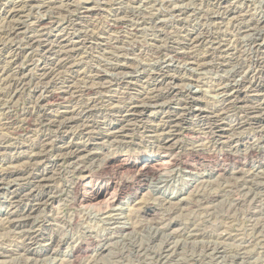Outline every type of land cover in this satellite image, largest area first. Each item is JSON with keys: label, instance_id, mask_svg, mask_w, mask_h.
<instances>
[{"label": "rangeland", "instance_id": "1", "mask_svg": "<svg viewBox=\"0 0 264 264\" xmlns=\"http://www.w3.org/2000/svg\"><path fill=\"white\" fill-rule=\"evenodd\" d=\"M29 1L31 4H35V3H38L40 0H32V1L29 0ZM62 1H64L63 3H70V4L72 3L73 4V5L71 4V7H70L71 9L69 10V13L63 12L62 15H56L52 11H50V12H47L44 14L42 13L40 15L37 12H34L28 17V19H27V17L19 19L22 21L21 30H20L21 32L17 36H14V39L12 37L7 38V37L0 35V76L2 77V78L0 77V80L3 78H4V80L8 79L10 76L15 75L14 73H16V71H18V70H21V72L24 75L29 76V77L27 76V82L29 84L27 85V87L24 88L25 90L24 89L20 90L18 92L17 96L15 97V99L13 98V96H11L12 97L11 98V105L12 106L10 107V109L7 110L6 107L5 108L2 106H1L2 108L0 107V113H1L0 114V132L3 130L0 133V136L4 134L3 135L4 138H5V136H6V138L9 137L10 139H12V142H14V144H15L13 147L9 148L8 150H3V149L0 150L1 151L0 152V169H1L0 172L2 173V171H4L5 168L6 169L9 168L11 170L19 171L20 173H22V171L26 170V169H28L30 171L27 173L29 175V177H27V178H29L28 180H26L27 178L22 180V178L19 176H18L19 179L17 176L16 177L13 176V177L9 178V180H8L11 184L9 186H6V185L3 186V191L1 190V192H0V194H1L0 195V216H1V218L5 217V215L9 212L11 202H12L11 201L12 193H13L12 196H14L13 197L14 200H17L15 202L19 203L18 201H21L20 202L21 207H23V208H26V205H27V207H29V205L30 206L33 205V203H30L29 202L30 200H28L29 199L28 193L29 194L35 193L37 195H40L39 198H41L42 203L46 202L45 204H47V205H41L32 214V216L36 217L38 220L37 221L38 223H36V225H35V229H33V231H32L34 234L33 237L37 238V236H38V238H39V239L37 238L35 241H33L31 243L29 242L30 246H31V250L35 251L34 252L35 254L30 255L28 257H30L31 259L37 260V261H32V262H34L33 264H66L67 262H70L71 260L72 261L76 260L74 264H85V263L89 264L92 259H97V260L100 259L101 260V261L96 260L98 263L96 262L94 264H100V263L101 264H127V263L128 264H131V263H133V264L134 263L135 264H144L145 262H146L145 264H149V263L152 264L153 262H155V264H157L159 259H160V256L163 254V257L165 259V257L167 256L168 253H169V255L170 254L173 255V259H175L173 264L174 263L175 264H179V263L183 264L184 262H185V264H193L194 263L193 261H195V260H202L203 262L210 264L209 260H207V258L210 259L208 257V254H206L205 252L202 253V250L207 246H219L223 242H225L227 244L226 245L224 243L225 247L230 245L229 247L226 248L225 255L223 256L226 259V256L228 255L227 256L228 260L227 259L225 260L222 258L223 264H232L233 262H236L235 264H243L245 262H247L246 264H248L249 262H250L249 264H255V263L256 264H264V261H263L264 260V252H263L264 251V248H263L264 247L263 246L264 245V238L260 239L257 242L256 241L252 242L253 237L256 234V232H254V231H257V229H259V228H261V229L264 228L262 225V224H264V217H263V215H264V202H263L264 201V185H263L264 180L256 179L255 182L257 184L256 183L252 184L250 182L247 183V185H244L245 187L242 188V191H240L241 189L239 191H236L237 194L235 196L233 194H229L230 196L228 195L229 197H226L227 194L226 193L223 194V192H222L223 187L227 186V185H225V183H226L225 179H227V178H223L222 174H225V176L230 177L231 173H233L235 170L241 169V167L245 170L248 169L247 171H251L252 173H255L256 175L259 174L261 177H264V173H262V172H264V115H262V114H264V112H263L264 111V68L260 69V67H258L256 65V60H258V58L255 59L254 55L253 56L250 55L248 47L246 49H244L247 51L245 52V57H244V62H243L244 64H242V66L245 68L247 66V68H246L247 71L249 68H251V69H249L248 72L245 70V68L243 69V71L237 72V69H239L240 66H238L239 64L237 65L236 61L233 60L232 64L228 65V67H227V66H225L226 63H224L225 65L223 64L224 60L222 59L225 56H226V59H232L231 52H229V51L227 52V50L233 48V46L235 45V43H233V42H235L238 38H240L241 40L243 39L244 41L242 40L240 42L241 43L243 42L242 46H244L252 38L253 33L252 34L249 33V36L251 35L250 38L248 36V33L247 34L245 33L246 35L243 34L242 36L237 37V33L235 32V29L233 28L234 26H233L232 20L231 19L225 20L224 21L225 24L223 23L222 25H220L221 27L218 30L219 32L215 29H212V31L214 33L213 36L216 37L217 39H219V41L216 39L217 42H221L222 43L221 45H223L224 48L216 49V47H211L210 45L208 47V45L206 44L205 45L206 47L200 51L199 56L201 58L208 56L209 59H207L205 62V63H207L206 66L203 69L202 68L200 69L197 65H194L193 61H190V60L189 61L188 60L183 61V60L172 59L173 53L169 54L164 49H162L160 52L161 57L159 56V54L152 55L151 51H152L153 47H151L152 43L150 42V39H151L150 37H152V34L156 31H163L164 36L165 35H168V36L172 35V37L175 36L174 39L176 38L175 43H177V45L174 46V48H176V49H174V52L178 53L179 56H182L183 53L189 52L186 49H181V47L185 46L186 43L188 42L187 37H186L187 34L190 35V38H194V36H198L199 34L204 32L206 29V26H204V20L199 18L200 16H197V17L194 16L196 12L199 13L200 10H202V8H203L204 14H206V19L208 20L207 25L212 28V24H210L209 17L212 18V17H214V15L216 13H218L217 12L218 9L212 4L209 6H202V5H200V3L197 0H190V1L189 0H186V1L185 0H58V1L56 0L55 6L56 5L59 6V4L61 6ZM101 1H102V3H103V1H107L110 3V4H108V7L105 8V11L104 12L103 11H100V12L97 11L98 14L97 13H96V15L94 14L93 15L94 17L87 19V20L86 19L82 20V18H85V16L82 14V12H84L83 8L86 6L87 7H93V6L96 7L97 6L96 8H98V6H100L102 4ZM116 1H118V2H116ZM260 1L261 0H227L226 2H228L227 4L229 5V7L232 6L231 8L237 7L235 15L240 14L239 12L242 9L243 10L242 13L246 14L247 17L249 16L248 18H260L262 20L260 26L263 27V29H264V0L261 1L263 4L260 3ZM0 2H1L0 3V8H1L0 9V23H1L0 28H2V22H3V25L6 22L4 20H6L5 17L7 16L8 9H11L12 7H14L15 4H19L21 2V0H0ZM196 4L197 5L199 4V5L197 6ZM188 5H190V6H188ZM228 5L223 4L222 8L223 9L228 8L227 7ZM118 6H119V8H118ZM121 6H124V7H121ZM146 6H148V8ZM176 6H178V9L176 8ZM181 6H183V7H181ZM128 7H129V9H128ZM170 7H171V10H170ZM212 7H213V9H212ZM238 7H239V9H238ZM107 9H108V12H107ZM180 9H186L187 14L189 16H187V14H186L185 15L186 17L183 16V18L182 17L178 18L176 11H178ZM121 10H124V11H121ZM168 10L171 11L170 13L172 14L173 17L171 16V14L169 13ZM74 11H75V13H74ZM141 11H143V12L141 13ZM27 12H25V16L30 14L29 13L30 11H27ZM115 12L121 13V15L124 16V17L123 16L122 17L125 18V20L130 21V24H140L141 23V25H143L142 29L143 28L146 29V30L143 29L141 32V28H140V31H139V34H141V37H140V35H138L139 36L138 43L140 41L141 44L139 43L135 46V49L137 51H140V52L136 53L137 57L132 56V55H128V56L124 55V52L127 48H128V50H130V47H131V50H132V48L134 47L133 44L131 43L132 42V35L130 33V28L128 26H123L121 28H114L113 27V25L115 23L114 22L115 15H116ZM131 12H132V14L135 13L134 15L140 17V19L142 18L143 20L142 19L139 20V19H136L135 17L131 16L130 15ZM138 12L141 13L142 15L141 14L137 15L136 13H138ZM189 12H190V14H189ZM110 13H113V14L111 15ZM144 14H145V16H144ZM38 15L42 18L45 17L44 20L46 22H49V24H48L49 26L53 27V25H50V23H53L55 25L53 27L54 29L52 31L47 30V32H45V34L50 33L49 36L51 37V39H56L55 36L58 34H60L59 38H61V39L65 38L66 39V37L67 38H70V37H77L78 38L80 35H83L86 31H88L91 35L94 33V36L93 35L92 36L98 37V38H96V40H92V41L95 44V46L97 44L96 47L99 49H97L98 51L96 50L93 54L95 57L94 60L92 59V60L85 61V62H89L88 65H91L93 67L98 66V68H100L99 66L104 65L105 60H107V61L109 60V59L105 58V56H104V55H106V53H108V58H110V59L117 56L115 59L120 58V60H122L121 58L123 56L125 59L126 58L131 59L133 61V63H135L134 65L141 67V72L145 71V73L148 75H153L151 73H154V71L157 73V71H156L157 69L161 70L163 68V71H165L166 74L170 75V76L167 75L168 77H166L167 78L166 83H168V81H169L170 82L169 84L172 87H175L177 85H181L182 86V94L177 95L175 93H169V91H167V90H162L161 92L164 95V98L159 101L160 102L159 105L149 106V107H142L141 106V108H139V110H143V108H145L143 118H144V122L147 126H149L150 128H154V127L160 125L161 126L160 133H162V132L166 133L167 132L166 136L170 137V141L168 144L172 145V147H171L172 149L170 147L167 148V146H169L168 144L166 146H164L165 149H161L163 146H161V144L158 143L156 141V139H153L151 137L152 136L151 133H149L148 136H146V134H144L143 130H141V133H138L139 131H135L134 126L130 125V124H132V122L134 120H131L128 122L126 121L130 118V117L125 118V116L130 113V108H131L130 106L132 105V102L134 103L137 101V100L132 101V98L138 97V95H139L138 92H141V105L144 103L143 98H145V96H143V92H144L143 88H144V86H146L144 83L145 82L144 78L147 77L146 74L141 75L142 77L136 73L134 75L128 76L127 78L132 79L131 80L132 81L131 86L129 85L127 87V86H125V84L120 85L119 87H118V85L116 86V84H114L113 86L109 85L110 90L107 89L105 92L104 91L99 92L100 95H98V93L96 95L95 94L92 95L93 96L92 97V99H93L92 110H93L94 114H93V118H91V121L93 120L92 122H94V123H92V124L95 125V127L94 128L92 127L91 130H92L93 134H90L89 136L86 135L87 133H85L83 136L80 135L79 131L77 129L69 130L70 132L68 131L67 133H62L60 128H56V127L52 126L50 123H47L48 121L46 122V120H50L51 118H57V116L61 115L58 113L59 111L62 112V114L70 115V113L72 112V110L74 108L73 106L75 105L76 101H66L65 100L66 101L65 102L62 99L53 100L52 104H48L44 108H42L43 111H41V113H40V111H36V108H34L35 102H36L35 95L37 93L35 91V89H36V87H35V75H37V70L35 69V66L33 68V63L31 61L33 50L26 52L25 49L27 46L26 42L28 41V38L31 36H34L35 35L34 33H36L37 27H35L36 26L35 25L36 24L35 17H37ZM50 15H52V17ZM65 15L67 17H65ZM126 15H128V18L126 17ZM150 17L152 19H150ZM68 18L70 21H68ZM184 18L186 20L185 24L178 25L177 24L178 19H184ZM157 19L158 20L160 19V20L158 21ZM89 20H91L92 23L90 24V27H89L90 29L88 30V29H86L87 25L85 23H83V21H89ZM132 21H135V23L134 22L132 23ZM136 21H137V23H136ZM194 21H196V22H194ZM75 22H76V24L78 23L80 26L76 25L77 28L75 30H72L71 24H74ZM111 22H112V24H111ZM216 23H218V22L216 21ZM164 24H165V26H164ZM160 25L163 28H161V29L157 28V26H160ZM202 26H204V27H202ZM56 27H57V30H56ZM171 28H173V29H171ZM62 30H63V32H61ZM105 30H106V32H105ZM90 31H92V32H90ZM125 34H126V36H125ZM176 34H177V36H176ZM225 34H226V36H225ZM28 35H30V36H28ZM116 35H117V37H116ZM146 36H147V38H146ZM168 36H167V39H168ZM247 37H248V39H247ZM142 38H143V40H141ZM167 39L163 38L160 41L161 43L159 42L158 45L159 46L166 45V42H170V41H167ZM223 39H224V41H223ZM10 40L11 41L13 40V42H11ZM107 40H109V41H107ZM127 40L130 44L127 42ZM3 41H5V42H3ZM110 41L116 42V44H115L116 46L114 45L115 46L114 48H113V46L109 47V49H110V51H109L108 47H106L105 45H106V43H108ZM178 42H180L181 44ZM259 43L264 44V37H261L259 39ZM4 44H5V46H4ZM18 45H20L19 47L22 49V51H24L27 54V57L25 56L26 54L21 56V57L19 56L15 60V63L10 64V62L12 60L11 57L14 53V49H16L18 47ZM117 45L121 46V48ZM171 45L172 44H168V46H171ZM140 46H141V48H140ZM22 47H24V48H22ZM101 47H103V48H101ZM116 48H118V49H116ZM183 50H185V51H183ZM163 52H166L167 54H164ZM101 53H102V55H101ZM119 55L121 57H118ZM218 56L220 59L217 58ZM152 57H153V60H151ZM166 57H169V58L171 57V58L169 59ZM263 57H264V51L262 53H260V58H262L261 59L262 62H264ZM139 58H141V59H139ZM210 60H213V61H210ZM136 61H138V62H136ZM155 62H156V64L153 65ZM190 62H192L193 64ZM122 63H123V61H122ZM150 63H152V64H150ZM169 63H171V64H169ZM184 63H186V65ZM233 63H234V65H233ZM235 64H236V66H235ZM36 65H37V63H36ZM254 65H255V68H254ZM142 66H144V67H142ZM18 67H20V68H18ZM4 68H6V70ZM84 68H87V65L84 64ZM82 69H83V65H82ZM2 71H3V74H2ZM28 72H29V74H28ZM199 72L201 74H199ZM156 73H154V74H156ZM179 73L180 74L185 73L184 75L182 74L183 77H182L181 81L179 79H177V77L180 75ZM109 74H110V77L112 79L116 78L115 76L112 75V73H108V75ZM108 75H107V77H108ZM162 75H163V72H159L158 77H160ZM187 75H188V77H187ZM7 76H8V78H7ZM175 76H176V78H175ZM184 76L186 79L184 78ZM32 77H33V79H32ZM139 77L141 79H138ZM172 78H175L174 82L171 81V80H173ZM198 78H199V80H198ZM230 78L232 80H230ZM254 78H255V80H254ZM192 79H194V80H192ZM175 80H176V82H175ZM201 80H203V81H201ZM0 83H2V82L0 81ZM175 83H177V85ZM169 84L167 86H169ZM217 85L220 88H218ZM221 85L222 86L225 85V86L222 87ZM2 86L5 87V85H2ZM2 86L0 85L1 88H3ZM181 86H179V87L177 86L176 90L177 91L181 90ZM183 87H184V89H183ZM221 87H222V89H221ZM4 89H8L7 86ZM184 90H185V92H184ZM215 90H216V92H215ZM225 90H228V91L225 93ZM3 91H5V90H3ZM232 91H234V92H232ZM58 92H60V91H58ZM229 92H231V93L229 94ZM102 93H104V94H102ZM199 95L202 98L199 97ZM220 95H222V96H220ZM225 95H228L227 96L228 101H230V102L233 100L235 101V103H234L235 106L234 105H233L234 107L232 106L233 108L230 109L229 113L223 114V117H222L223 120L217 119L218 122L216 123V127L217 126L218 127H225V129H224V131H222V133L225 135V137H227V136L229 138L231 137V139H232L231 142L233 143V146L239 145L237 143H234L236 141L235 140L236 138H243L246 141V142L243 141L241 143L242 145L240 144L238 147L241 150V158H240V161L237 162L238 164L237 163L234 164L232 161L224 160L223 156H221L220 153L214 154V155H206V154H203L201 152L198 153L196 151H193V149H192V147L194 145L199 146L203 143L206 144L207 141L213 142V141L217 140L216 136H218L219 133H221V131H219L220 129H215V131L217 133L215 132L214 135L208 130H206L205 133L196 134L194 132V129H196L195 126L198 124L199 119L200 120L206 119L203 116L204 115L207 116L208 115L207 112H210L211 108L218 110V108L222 107V101L225 100V97L223 98V96H225ZM196 96L198 99L196 98ZM234 96H236V97H234ZM89 97L90 96H87V98L85 97L84 101L89 99ZM192 97H193L194 101H192V99H190ZM242 98H243V100H242ZM203 99H204V101H203ZM77 100H80V99H77ZM255 101H257V102H255ZM162 102H163V104L161 105ZM58 103H61V104H58ZM242 105H244V106H242ZM250 105H251V107L257 108V109H255L256 115H253L254 110L250 109L252 112L250 110H248L249 115H251V119L247 120L245 118V115L243 112ZM199 108L201 110H202V108H204L203 109L204 110L203 115H199V113H197ZM205 108H206V110H205ZM8 111H9V113H8ZM38 112H39L40 116L47 114L45 116L46 118L44 119L43 124L39 123L40 122V116H39V114H37ZM30 114H32L34 117V118L32 117L33 121H31V122L28 121V115H30ZM179 114H182V115H179ZM197 115H199V116L197 117ZM176 116H178V117H176ZM35 118H37L38 120ZM178 118H181V119H178ZM35 120H37V121H35ZM181 120H183V121H181ZM213 120H216V119H213ZM6 121L10 125L8 127H3L2 125L7 123ZM36 122H38V123L36 124ZM45 122H46V124H45ZM166 122H168L167 123L168 125L164 127ZM218 123H220V124H218ZM240 123H241V125H238ZM174 124L176 125V127L174 126ZM122 128H124V130H122L120 133H118L119 141L122 140L121 143H119L115 146H109V144H107V142H106L107 139L109 140V137L107 136V134L109 135L110 131H112V132H114L116 130L119 131ZM7 130H10V131H7ZM56 130H57V132H56ZM13 131H14V134H13ZM169 131H170V133H169ZM236 134H238V135H236ZM11 136H13V137H11ZM204 136H206V137H204ZM235 136H237V137H235ZM41 138L47 140V142L50 143V144L48 143L49 145L53 144L54 149H53V152L50 153V155H47V157H46V155H44L45 158L41 157L39 159V161L35 162V163H38L39 165L37 164L34 167H32L31 164H33V163H30L29 160H31V156H33V155H31L30 151L25 152V153H23V152L25 149H27L31 146H38ZM253 143H254V145H253ZM157 144H159V145H157ZM174 144L176 145V147H174L175 146ZM85 146L87 148H89L90 151L95 152L94 155H92L93 156L92 160H89V162L87 164L89 169H87L85 171V175L92 176V184H93L94 188H93V190H91L90 193H92L93 191L96 192L100 188L105 189V187H107V186L111 187L112 192L116 191V192H114L115 196L113 198V202H115V207H114V209H115L114 213L115 214H113V215H116L114 220L110 221V219H107L108 216L104 215L105 214L104 212H106L108 210V207L106 204H103V205L101 204V205H98L96 207H93L91 212H90V210H91V208H90L91 206H90V207H88L89 208V210H88L89 212H88V211H86L88 209L87 207H86L87 209H85L84 207H83L84 208L83 209L82 206L78 202H76V195H75V192H73V190H72L71 184H72V181H74L75 179L78 178V175L76 176L75 173L72 172L73 171V169L71 167L72 165L69 163L71 161L62 160L61 158H59L60 157L59 154H61V151H66L69 148L75 149V148H82ZM251 146L255 149V151L251 154L247 153V155L243 157V155L246 153V151H248V150H250V148H252ZM61 148H63V149H61ZM3 151H5V152H3ZM35 151L36 152L39 151V148H35ZM19 153L21 154V156ZM57 153H59V154H57ZM29 156H30V159H28ZM107 157L108 158L112 157V158H114V160L116 159L115 160L116 163L111 164L102 175H97L96 173H92V169H94V166L102 163L103 160L105 161L106 159H108ZM174 159L178 160L179 164L191 165V167L193 168L192 172L187 171L185 169H182L180 167L175 168L174 166L171 165L173 167L172 168L170 165H168L167 167H162V168L158 167L156 170L155 176L159 177V175L161 176L162 173L166 172V174L170 178L169 177L165 178V176H166L165 173H164L165 176L163 175L161 178L160 177L159 178L156 177L155 179L153 178L154 180L152 179V176L143 175V177L141 178V181L137 182V181H135V175H136L135 170L123 169V168L118 166L119 163H121V162L126 163L127 165H130V166H136L140 163H145V162H150V161L161 160L163 163L166 160H167L166 162H168V161H170V160L172 161ZM27 161H28V164H24V163H27ZM40 162H41V164H40ZM22 164H23V166H22ZM8 165H9V167H8ZM10 165L11 166L16 165V166L11 167ZM24 165H25V167L26 166H28V167L25 168ZM20 167H21V169H20ZM22 167L25 169H23ZM174 168H175V170H174ZM225 171H227V173H223ZM60 173H61V175H60ZM69 174H71V175L69 176ZM73 174H74V176H73ZM219 175H221V176H219ZM43 177H48V178L51 177L50 179L52 181H50V184H53V186L50 184L49 185L54 188L53 189L54 192L52 191L53 194L49 190H48L49 193L45 194V192L43 190L38 189L37 186H35V183L37 182V180H39V178H43ZM15 178H17V179H15ZM10 179H12V181ZM54 179H55V181H54ZM240 180L241 179L238 178L239 183H241ZM203 181H205V182H203ZM221 181H222V183H221ZM260 181H262L263 183ZM207 182H208V184H207ZM217 183H219V185ZM205 184H207V185H205ZM124 185H127L128 188L125 189ZM254 186H256V187H254ZM14 187H15V189H14ZM6 188H8V189H6ZM34 189H35V191H33ZM208 190H212V191L209 192ZM215 191H217V192L215 193ZM246 191L248 193H246ZM80 192L82 193L83 190H81ZM198 192L201 193V195L204 194L206 196H208L210 194H220L221 192L222 193H221V195H219V197H217V199L215 201L213 200L211 202H206L207 200H205V203H203L204 206L203 205L193 206L195 201L198 200V195H197V194H199ZM205 192H209L210 194L205 193ZM256 192H257V194L255 195ZM261 193H263V194H261ZM5 194H7V195H5ZM246 194H247V196H246ZM259 194H260V196H259ZM254 195L258 196V197L254 198ZM51 196L54 197L53 201L49 200V199L47 201V198H49ZM237 199L238 200L239 199H246V202L244 204H242V206H240L238 208L236 207V209H235L233 203ZM250 199L252 202L250 201ZM259 199L260 200L262 199V200L260 201ZM200 200H201V198H200ZM255 200H256V202H255ZM167 201L168 202L172 201V203L174 202L173 204H174L175 209L171 208L174 212L172 215H170V217L168 216L169 213H167L168 210L167 211L165 210L168 207ZM189 201H190V203L191 202H194V203L188 204ZM249 201H250V203H249ZM144 202H146V203H144ZM155 202H157L158 204H156ZM262 202H263V205H262ZM160 203L162 205H164L165 208H164V206H162L163 207L162 208ZM176 203L179 206L176 205ZM231 203L233 204V207H232ZM260 203L262 206L260 205ZM185 205L189 209H187L185 207ZM156 206H158L159 208L158 207L156 208ZM175 206H177V207H175ZM183 206H184V208H183ZM205 206H207L208 208L207 207L205 208ZM229 206H231V209ZM199 207H202V208H199ZM261 207H263V208H261ZM139 208L141 209V211ZM176 208H177V210H176ZM191 208H192V210H191ZM240 208H242V209H240ZM105 209H106V211H104ZM228 209L231 212H229ZM161 210H164V211H161ZM180 210H182L183 212ZM215 210H216V212H215ZM233 210L235 213L233 212ZM96 211L98 212V215L96 214L97 213ZM208 211L210 212L211 215L209 214ZM238 211H239V213H238ZM134 212H137V213H134ZM159 212L161 213L162 216L160 215ZM213 212H215V213H213ZM206 213L209 214V216ZM100 214H102V215H100ZM165 214H167V215H165ZM214 214H215V216L217 214L216 218L214 217ZM163 215H165V216H163ZM45 217L47 220L43 223V219H45ZM210 217H212L210 219L211 221L209 220ZM251 217H252V220H251ZM128 218H130V219H128ZM162 218L165 219V220H163V222L161 220ZM170 218L174 219V220H171ZM103 219H104V221H103ZM155 219H156V221H155ZM231 219H232V221H231ZM255 222L257 225L255 224ZM165 223H167V224H165ZM260 223H262L261 224L262 226L260 225ZM161 225H164V226H161ZM229 225H231V226H229ZM254 226H255V229L253 228ZM184 227H185V229H184ZM175 228L177 230L178 229L184 230V232L182 231L184 234L182 237H178L176 239H171V236H170L171 232L176 230ZM132 230H133V232L138 231L137 233L135 232L137 235L136 234L134 235ZM156 230H158L157 233L155 232ZM159 230L161 232L163 230H168V231L166 232L167 234H165V236H164V234H161V232L159 234ZM217 230H218V233L221 231L220 232L221 234L220 233L218 234ZM224 230H225V232H224ZM194 231L203 232L202 233L203 234L202 242H201V238H198L197 240L195 238L188 239L190 237L189 236L190 233L192 234V233H194ZM226 231H228V232H226ZM125 232H127V234ZM229 232H231L233 235ZM252 232L254 235L252 234ZM124 233L127 236L129 235V237H131L132 239L131 238L128 239V237ZM129 233L131 235L132 234L133 235L131 236ZM154 233H156V234H154ZM187 233L189 235H187ZM237 233H238V235H235ZM249 234L251 237L249 236ZM113 235H115V236H113ZM160 235L164 236V238L161 237ZM166 235H168V236H166ZM218 235H219V237H217ZM223 235H228V238L222 239L221 236H223ZM240 235H242V236H240ZM106 236H108V237H106ZM247 236H248V238H247ZM159 237L162 240H158ZM216 237L217 238L221 237V238L217 239ZM184 238H185V240H184ZM133 240H136V241H133ZM195 240L197 243H194V245H192L193 242H195ZM203 240H205L206 242L208 241L207 243L205 242L206 245H203V242H204ZM209 240H211V241L209 242ZM214 240H215L216 244H214ZM261 240H263V241H261ZM22 241H24V238H20L19 236H17L13 230H10V232H9L8 229H3V228L0 229V249L1 250L10 251V250H14V248L16 250H21L20 243L22 244ZM150 241H152V242H150ZM15 242H16V244H15ZM123 242H125V243H123ZM182 242H183V245H185L184 247H181V246H183ZM186 242H187V245H186ZM219 242H221V243H219ZM232 242H234V243H232ZM229 243H231V244H229ZM252 243H253V246H252ZM163 244H165V245H163ZM175 244H179V245L176 246ZM232 244H234V245H232ZM141 245H143V246H141ZM146 246L149 249L146 250ZM233 246H235V247H233ZM174 247H176V248H174ZM110 248H111V250H110ZM132 248H134V249H132ZM166 248H168V249H166ZM174 249H177V250H174ZM138 250L142 251V253H144V254L146 253V254L145 255L143 254L142 255L143 257H141V254L138 253L139 252ZM195 250L198 252H196ZM245 250H246V252H245ZM241 251H243V252H241ZM75 252H76V254H75ZM188 252H191V253H188ZM194 252H195V254H194ZM165 253H166V256H165ZM187 253L190 255L188 256ZM230 253L232 255H230ZM112 254L113 255L115 254V255L112 256ZM200 254H202V255H200ZM73 255H74V257H73ZM128 255H129V257H128ZM205 255H207V256H205ZM234 255H236L240 258L238 259V257H236ZM15 256H16V259H15ZM15 256H13L15 263L13 262L14 260L12 262L10 261L11 259H13V257H11V258H0V261L1 262H9L10 261L12 264H21L22 259H20V255H15ZM135 256L137 257V259H140V260L136 259L137 260L136 261ZM179 256L180 257L182 256L183 259H182V257L180 259ZM185 256H186V261L188 259L189 262L185 261ZM191 256L193 257V259ZM112 257H114V259H112ZM123 257H124V259H123ZM126 257H127V259H126ZM146 257H148V259H146ZM149 257H150V259H149ZM152 257H154V259H152ZM158 257H159V259H158ZM163 257L161 258V260L159 261L158 264H167V259L164 260ZM176 257H177V259H176ZM178 257H179V259H178ZM202 257H203V259H202ZM243 257H244V259H243ZM177 260H178V262H176ZM182 260H184V261H182ZM222 260H221V262H222ZM230 260H233V261H230ZM119 261H120V263H119ZM224 261H226V262L224 263ZM87 262H89V263H87ZM163 262H165V263H163ZM258 262H260V263H258ZM90 264H92V263H90Z\"/></svg>", "mask_w": 264, "mask_h": 264}, {"label": "bare ground", "instance_id": "2", "mask_svg": "<svg viewBox=\"0 0 264 264\" xmlns=\"http://www.w3.org/2000/svg\"><path fill=\"white\" fill-rule=\"evenodd\" d=\"M32 1V0H31ZM58 1V0H57ZM186 1V0H185ZM190 1V0H189ZM199 3H200V5H202V6H209V5H214L217 9H218V13H216L215 15H214V17H209V21H210V24H212V28L211 27H209L208 25H207V19H206V14H204V10H203V8H202V10H200V12L199 13H195V17H197V16H200L199 18H201L202 20H204V26H206V29H205V31L204 32H202L201 34H199L198 36H194V38H190V35H188L187 34V43H186V45L185 46H183V47H181V49H186V50H188L189 52H185V53H183L182 54V56H179V54L178 53H176V52H174V49H176V48H174V46L175 45H177V43H175L176 41H175V39H174V37H172V35H170V36H168V35H165L164 36V34H163V31H156V32H152L153 34H152V37H150L151 39H150V42L152 43L150 46L151 47H153L152 48V55H157V54H159V56L161 55L160 54V52H161V50L162 49H164L166 52H168L169 54L170 53H173V58L172 59H176V60H190V61H193L194 62V65H197L200 69L202 68H204L205 66H206V64L207 63H205L206 62V60L207 59H209V57L207 56V57H203V58H201L200 56H199V53H200V51L203 49V48H205L206 46V44L208 45V47H209V45L211 46V47H216V49H221V48H224L223 47V45H221L222 43L221 42H217V40L219 41V39H217L216 37H214L213 35H214V33H213V31H212V29H215V30H219L220 29V25H222L223 23H224V21L225 20H227V19H231L232 20V23H233V28L235 29V32L237 33V37H239V36H242L243 34L244 35H246L247 33H248V36H249V33H253V35H252V38L248 41V43L247 44H245L244 46H242V43L240 42V41H242L240 38H236L237 40L235 41V42H233V43H235V45L233 46V48H231V49H228L227 50V52L229 51V52H231V55H232V59H226V56L225 57H223L222 59L224 60V62H223V64L224 63H226V65L225 66H227L228 67V65H231L232 64V61L234 60V61H236V63H237V65L238 66H240V68L239 69H237V72H241V71H243V69L245 68V67H243L242 66V64H244L243 62H244V57H245V52L247 51V50H244V49H246L247 47H248V50H249V52H250V55L251 56H253L254 55V58L255 59H257L258 58V60H256V65L258 66V67H260V69H262V68H264V62H262V58H260V53H262L263 51H264V44H260L259 43V39L261 38V37H264V29H263V27H261L260 26V24H261V19L260 18H248L247 17V15L246 14H243L242 12H243V10L241 9V11L239 12L240 14H238V15H235V13H236V8L237 7H235V8H231V7H229V5L227 4L228 2H226L227 0H197ZM261 1H263V0H261ZM260 1V3H262ZM61 2V1H60ZM64 1H62V4H61V6H60V4H59V6H55V3H56V0H40L38 3H35V4H31L30 3V1L29 0H21V2L19 3V4H15L14 5V7H12L11 9H8V11H7V16L5 17V19L6 20H4V21H6L5 23H4V25H3V22H2V28H0V35L1 36H4V37H7V38H13L14 39V36H17L21 31V25H22V21L21 20H19V19H21V18H24V17H27V19H28V17L32 14V13H34V12H37L38 14H44V13H47V12H50V11H52L54 14H56V15H62V13L63 12H67V13H69V10L71 9L70 7H71V4L70 3H63ZM68 2V1H67ZM84 2V1H83ZM87 2V1H86ZM90 2V1H89ZM116 2H118V1H116ZM164 2V1H163ZM162 2V3H163ZM170 2V1H169ZM196 2V1H195ZM1 3V2H0ZM101 3H102V1H101ZM161 3V2H160ZM238 3V2H237ZM240 3V2H239ZM253 3V2H252ZM14 4V3H13ZM64 4V5H63ZM108 4H110L109 2H107V1H103V3L100 5V6H98V8H96L95 6H93V7H84L83 9V11L84 12H82V14L85 16V18H82V20H87V19H90V18H92V17H94L93 15L95 14L96 15V13L98 14V12L97 11H105V8L106 7H108ZM124 4V3H123ZM223 4H226V5H228L227 7L228 8H222L223 7ZM249 4V3H248ZM263 4V3H262ZM73 5V4H72ZM125 5V4H124ZM170 5V4H169ZM181 5V4H180ZM197 5V4H196ZM199 5V4H198ZM197 5V6H198ZM5 6V5H4ZM3 6V7H4ZM11 6V5H10ZM78 6V5H77ZM80 6V5H79ZM171 6V5H170ZM185 6V5H184ZM188 6H190V5H188ZM249 6V5H248ZM2 7V8H3ZM110 7V6H109ZM121 7H124V6H121ZM147 8H148V6H146ZM181 7H183V6H181ZM201 7V6H200ZM242 7V6H241ZM118 8H119V6H118ZM127 8V7H126ZM133 8V7H132ZM174 8V7H173ZM176 8L178 9V6H176ZM193 8V7H192ZM261 8V7H260ZM1 9V8H0ZM4 9V8H3ZM79 9V8H78ZM128 9H129V7H128ZM135 9V8H134ZM133 9V10H134ZM143 9V8H142ZM145 9V8H144ZM167 9V8H166ZM199 9V8H198ZM207 9V8H206ZM212 9H213V7H212ZM211 9V10H212ZM238 9H239V7H238ZM244 9V8H243ZM120 10V9H119ZM131 10V9H130ZM146 10V9H145ZM165 10V9H164ZM170 10H171V7H170ZM175 10V9H174ZM193 10V9H192ZM27 11H30L29 13V15H27V16H25V12H27ZM82 11V10H81ZM112 11V10H111ZM121 11H124V10H121ZM137 11V10H136ZM167 11V10H166ZM169 11V10H168ZM206 11V10H205ZM248 11V10H247ZM246 11V12H247ZM71 12V11H70ZM107 12H108V9H107ZM130 12V11H129ZM134 12V11H133ZM140 12V11H139ZM136 13L137 15L138 14H141L143 11H141V13ZM153 12V11H152ZM171 11H169V13H170ZM173 12V11H172ZM255 12V11H254ZM28 13V12H27ZM73 13V12H72ZM71 13V14H72ZM74 13H75V11H74ZM73 13V14H74ZM116 13V12H115ZM150 13V12H149ZM111 15L113 14V13H110ZM129 14V13H128ZM135 14V13H134ZM134 14H132V12H131V16H133V17H135L136 19H139V20H141L140 19V17H138V16H136V15H134ZM146 14V13H145ZM145 14H144V16H145ZM171 14V13H170ZM176 14H177V17L178 18H180V17H182L183 18V16H185L186 14H187V10L186 9H180V10H178V11H176ZM189 14H190V12H189ZM192 14V13H191ZM37 15V14H36ZM46 15V14H45ZM64 15V14H63ZM142 15V14H141ZM174 15V14H173ZM211 15V14H210ZM2 16V15H1ZM39 16V15H38ZM35 17V19H36V26L35 27H37V30H36V33H34L35 35L34 36H31V37H29L28 38V41L26 42V52H29V51H31V50H33V53H32V63H33V68H34V66H35V69L37 70V75H35V87H36V89H35V91L37 92L36 93V95H35V97H36V102H35V107L34 108H36V111H40V113H41V111H43L42 110V108H44L46 105H48V104H52V101L53 100H58V99H62V100H66V101H76L75 102V105L73 106L74 108H73V110H72V112L70 113V115H66V114H62V112H58L59 114H61V115H59V116H57V118H51L50 120H46V122L47 123H50L52 126H54V127H56V128H60L61 129V131H62V133H67L69 130H75V129H77L78 131H79V134L80 135H84L85 133H87L86 135H90V134H93V132H92V127L94 128L95 127V125H93L92 123H94V122H92L91 121V118H93V114H94V112H93V110H92V107H93V99H92V95H96L97 93H98V95H100L99 94V92H105L107 89H109L110 87H109V85L110 86H113L114 84H116V86L118 85V87L120 86V85H123V84H125V86H131L132 85V79L130 78H127L128 76H130V75H134L135 73L136 74H139L140 76L141 75H144V74H146L145 73V71L144 72H141V67H139V66H136V65H134L135 63H133V61L131 60V59H129V58H124L123 56H122V60H120V58H117V59H115L116 57H114V58H108V53H106V55H104L105 56V58H107V59H109L108 61L107 60H105L104 61V65H100L99 67L100 68H98V66L97 67H93V66H91V65H88L89 64V62H85V61H87V60H94L95 59V57H94V52L97 50V49H99V48H97L96 46H97V44H96V46H95V44L93 43V41L92 40H96V38H98V37H93L94 36V33L91 35L88 31H86L83 35H80L78 38L77 37H70V38H67L66 37V39L64 38V39H61V38H59V36H60V34H58V35H56L55 37H56V39H51V37L49 36L50 35V33H46L45 34V32H47V30H53L54 28V24L53 23H50V25H53V27H51V26H49L48 24H49V22H46L45 20H44V18H42V17ZM51 17H52V15H50ZM81 16V15H80ZM123 15H121V13H116V15H115V20H114V25H113V27L114 28H121V27H123V26H128L129 28H130V33H131V35H132V44H133V48H132V50H131V47H130V50H128V48L125 50V52H124V55L125 56H128V55H132V56H136L137 57V52H140V51H137L136 49H135V46L137 45V44H139L140 43V41H139V43H138V38H139V36L138 35H140V37H141V34H139V31H140V28H141V32H142V30L144 29H142V27H143V25H141V23L140 24H130V21L129 20H125V18H123L122 17ZM143 16V17H144ZM147 16V15H146ZM150 16V15H149ZM152 16V15H151ZM155 16V15H154ZM171 16H172V14H171ZM187 16H189L188 14H187ZM191 16V15H190ZM4 17V16H3ZM65 17H67L66 15H65ZM110 17V16H109ZM126 17L128 18V15H126ZM173 17V16H172ZM176 17V16H175ZM186 17V16H185ZM260 17V16H259ZM16 18V19H15ZM61 18V17H60ZM70 18V17H69ZM69 18H68V21H70L69 20ZM132 18V17H131ZM130 18V19H131ZM147 18V17H146ZM149 18V17H148ZM8 19V20H7ZM66 19V18H65ZM80 19V18H79ZM150 19H152L151 17H150ZM190 19V18H189ZM194 19V18H193ZM67 20V19H66ZM133 20V19H132ZM143 20V19H142ZM154 20V19H153ZM158 20V19H157ZM160 20V19H159ZM158 20V21H159ZM165 20V19H164ZM195 20V19H194ZM146 21V20H145ZM144 21V22H145ZM152 21V20H151ZM157 21V22H158ZM185 18L184 19H178V21H177V24L178 25H183V24H185ZM198 21V20H197ZM201 21V20H200ZM216 21L218 22V23H216ZM56 22V21H55ZM60 22V21H59ZM78 22V21H77ZM82 22V21H81ZM135 23V21H132V23ZM140 22V21H139ZM142 22V21H141ZM148 22V21H147ZM165 22V21H164ZM173 22V21H172ZM194 22H196V21H194ZM83 23H85L86 25H87V27H86V29H90L89 27H90V24L92 23V21L91 20H89V21H83ZM110 23V22H109ZM136 23H137V21H136ZM151 23V22H150ZM155 23V22H154ZM159 23V22H158ZM162 23V22H161ZM199 23V22H198ZM202 23V22H201ZM230 23V22H229ZM231 23V24H232ZM68 24V23H67ZM111 24H112V22H111ZM200 24V23H199ZM225 24V23H224ZM230 24V25H231ZM0 25H1V23H0ZM76 25H78V26H80L78 23L76 24V22L74 23V24H71V28H72V30H75L76 28H77V26ZM96 25V24H95ZM145 25V24H144ZM150 25V24H149ZM168 25V24H167ZM229 25V24H228ZM263 25V24H262ZM83 26V25H82ZM164 26H165V24H164ZM204 26H202V27H204ZM232 26V25H231ZM70 27V26H69ZM182 27V26H181ZM85 28V27H84ZM127 28V27H126ZM128 28V29H129ZM154 28V27H153ZM157 28H163V27H161V25L160 26H157ZM5 29V30H4ZM93 29V28H92ZM91 29V30H92ZM123 29V28H122ZM127 29V30H128ZM149 29V28H148ZM171 29H173V28H171ZM170 29V30H171ZM189 29V28H188ZM35 30V29H34ZM56 30H57V27H56ZM85 30V29H84ZM99 30V29H98ZM117 30V29H116ZM144 30H146V29H144ZM150 30V29H149ZM222 30V29H221ZM67 31V30H66ZM71 31V30H70ZM195 31V30H194ZM229 31V30H228ZM231 31V30H230ZM61 32H63V30L61 31ZM72 32V31H71ZM70 32V33H71ZM90 32H92V31H90ZM105 32H106V30H105ZM115 32V31H114ZM126 32V31H125ZM129 32V31H128ZM174 32V31H173ZM219 32V31H218ZM109 33V32H108ZM111 33V32H110ZM120 33V32H119ZM123 33V32H122ZM231 33V32H230ZM246 33V34H245ZM100 34V33H99ZM218 34V33H217ZM235 34V33H234ZM233 34V35H234ZM33 35V34H32ZM71 35V34H70ZM74 35V34H73ZM78 35V34H77ZM118 35V34H117ZM117 35H116V37H117ZM122 35V34H121ZM216 35V34H215ZM28 36H30V35H28ZM97 36V35H96ZM99 36V35H98ZM105 36V35H104ZM125 36H126V34H125ZM124 36V37H125ZM145 36V35H144ZM167 36H168V39H167ZM176 36H177V34H176ZM225 36H226V34H225ZM251 36V35H250ZM250 36H249V38H250ZM16 38V37H15ZM27 38V37H26ZM101 38V37H100ZM105 38V37H104ZM122 38V37H121ZM146 38H147V36H146ZM163 38H165V39H167V41H170V42H166V45H163V46H159L158 45V43L163 39ZM243 38V37H242ZM6 39V38H5ZM113 39V38H112ZM116 39V38H115ZM217 39V40H216ZM246 39V38H245ZM247 39H248V37H247ZM8 40V39H7ZM117 40V39H116ZM141 40H143V38L141 39ZM185 40V39H184ZM6 41V40H5ZM5 41H3V42H5ZM11 41V40H10ZM107 41H109V40H107ZM223 41H224V39H223ZM244 41V40H243ZM7 42V41H6ZM11 42H13V40L11 41ZM96 42V41H95ZM119 42V41H118ZM127 42H128V40H127ZM147 42V41H146ZM181 42V41H180ZM180 42H178V43H180ZM183 42V41H182ZM227 42V41H226ZM261 42V41H260ZM8 43V42H7ZM15 43V42H14ZM123 43V42H122ZM129 43V42H128ZM144 43V42H143ZM142 43V44H143ZM161 43V42H160ZM245 43V42H244ZM6 44V43H5ZM5 44H4V46H5ZM22 44V43H21ZM104 44V43H103ZM116 44V42H114V41H110V42H108V43H106V47H108V49H109V47H112L113 46V48L116 46L115 45ZM127 44V43H126ZM130 44V43H129ZM141 44V43H140ZM146 44V43H145ZM150 44V43H149ZM163 44V43H162ZM161 44V45H162ZM168 44H172L171 46H168ZM181 44V43H180ZM231 44V43H230ZM102 45V44H101ZM115 45V46H114ZM144 45V44H143ZM9 46V45H8ZM20 45H18V47L16 48V49H14V53H13V55H12V57H11V62H10V64H13V63H15V60L20 56H23V55H25L26 53L24 52V51H22V49L19 47ZM117 46H119V45H117ZM25 47V46H24ZM24 47H22V48H24ZM120 48H121V46H119ZM124 47V46H123ZM147 47V46H146ZM101 48H103V47H101ZM140 48H141V46H140ZM143 48V47H142ZM116 49H118V48H116ZM123 49V48H122ZM215 49V50H216ZM121 50V49H120ZM119 50V51H120ZM141 50V49H140ZM6 51V50H5ZM98 51V50H97ZM106 51V50H105ZM109 51H110V49H109ZM112 51V50H111ZM115 51V50H114ZM123 51V50H122ZM178 51V50H177ZM183 51H185V50H183ZM222 51V50H221ZM11 52V51H10ZM166 52H163L164 54H167ZM205 52V51H204ZM211 52V51H210ZM215 52V51H214ZM213 52V53H214ZM217 52V51H216ZM248 52V53H249ZM100 53V52H99ZM104 53V52H103ZM110 53V52H109ZM112 53V52H111ZM115 53V52H114ZM181 53V52H180ZM206 53V52H205ZM212 53V54H213ZM3 54V53H2ZM30 54V53H29ZM122 54V53H121ZM141 54V53H140ZM147 54V53H146ZM99 55V54H98ZM101 55H102V53H101ZM115 55V54H114ZM118 55V54H117ZM139 55V54H138ZM150 55V54H149ZM151 55V56H152ZM207 55V54H206ZM215 55V54H214ZM213 55V56H214ZM249 55V56H250ZM258 55V56H257ZM2 56V55H1ZM26 57H27V54L25 55ZM30 56V55H29ZM141 56V55H140ZM144 56V55H143ZM212 56V57H213ZM250 56V57H251ZM102 57V56H101ZM118 57H121L120 55L118 56ZM150 57V56H149ZM148 57V58H149ZM154 57V56H153ZM153 57L151 58V60H153ZM156 57V56H155ZM161 57V56H160ZM9 58V57H8ZM103 58V57H102ZM101 58V59H102ZM157 58V57H156ZM166 58H169V57H166ZM171 58V57H170ZM169 58V59H170ZM217 58H219V56L217 57ZM231 58V57H230ZM260 58V59H259ZM264 58V57H263ZM25 59V58H24ZM98 59V58H97ZM104 59V58H103ZM139 59H141V58H139ZM171 59V60H172ZM220 59V58H219ZM247 59V58H246ZM9 60V61H10ZM170 60V61H171ZM4 61V60H3ZM7 61V60H6ZM5 61V62H6ZM8 61V62H9ZM122 61H123V63H122ZM209 61V60H208ZM207 61V62H208ZM210 61H213V60H210ZM250 61V60H249ZM248 61V62H249ZM254 61V60H253ZM35 62V63H34ZM136 62H138V61H136ZM140 62V61H139ZM173 62V61H172ZM220 62V61H219ZM21 63V62H20ZM36 63H37V65H36ZM168 63V62H167ZM177 63V62H176ZM183 63V62H182ZM188 63V62H187ZM190 63H192V62H190ZM209 63V62H208ZM211 63V62H210ZM215 63V62H214ZM213 63V64H214ZM18 64V63H17ZM84 64L85 65H87V68H84ZM91 64V63H90ZM99 64V63H98ZM148 64V63H147ZM150 64H152V63H150ZM156 64V62L153 64V65H155ZM169 64H171V63H169ZM185 65H186V63H184ZM193 64V63H192ZM219 64V63H218ZM222 64V65H223ZM6 65V64H5ZM4 65V66H5ZM8 65V64H7ZM19 65V64H18ZM21 65V64H20ZM82 65H83V69H82ZM160 65V64H159ZM233 65H234V63H233ZM16 66V65H15ZM164 66V65H163ZM216 66V65H215ZM224 66V67H225ZM235 66H236V64H235ZM252 66V65H251ZM6 67V66H5ZM22 67V66H21ZM142 67H144V66H142ZM178 67V66H177ZM197 67V68H198ZM219 67V66H218ZM9 68V67H8ZM18 68H20V67H18ZM148 68V67H147ZM155 68V67H154ZM196 68V67H195ZM194 68V69H195ZM246 68H247V66H246ZM246 68H245V70H246ZM254 68H255V65H254ZM3 69V68H2ZM5 70H6V68H4ZM34 69V70H35ZM143 69V68H142ZM192 69V68H191ZM222 69V68H221ZM230 69V68H229ZM249 69H251V68H249ZM249 69H248V71H249ZM146 70V69H145ZM166 70V69H165ZM210 70V69H209ZM208 70V71H209ZM224 70V69H223ZM244 70V71H245ZM151 71V70H150ZM153 71V70H152ZM157 71V73L154 71V73H156V74H154V73H151V74H153V75H148V74H146L147 75V77H145L144 79H145V85L146 86H144V88H143V96H145V98H143V101H144V105L142 104L141 105V92H138L139 93V95H138V97H134V98H132V101H134V100H137L136 102H132V105L130 106L131 108H130V113L128 114V115H126L125 116V118L126 117H130L128 120H126L127 122L128 121H131V120H134L133 122H132V124H130V125H133L134 126V130L135 131H139L138 133H141V130H143L144 131V134H146V136H148L149 135V133H151L152 134V138L153 139H156V141L158 142V143H160L161 144V146H163L161 149H165L164 148V146H166L168 143H169V141H170V137H167L166 136V134H167V132L166 133H164V132H162V133H160V131H161V126L159 125V126H156V127H154V128H150L149 126H147L146 124H145V122H144V118H143V115H144V111H145V108H143V110H139V108H141V106L142 107H149V106H156V105H159V101L161 100V99H163L164 98V95L162 94V90H167V91H169V93H175V94H177V95H179V94H182V86L181 85H177V83H175L178 87L179 86H181V90H176V88H177V86H175V87H172V86H170V82L168 81V83H166L167 82V78L166 77H168V76H170V75H168V74H166V72L165 71H163V68L160 70V69H157L156 70ZM195 71V70H194ZM204 71V70H203ZM247 71V70H246ZM247 71V72H248ZM14 72V71H13ZM159 72H163V75L162 76H160V77H158L159 76ZM185 72V71H184ZM193 72V71H192ZM202 72V71H201ZM230 72V71H229ZM258 72V71H257ZM31 73V72H30ZM108 73H112V75L113 76H115L116 78L115 79H112L111 77H110V74L108 75ZM197 73V72H196ZM204 73V72H203ZM2 74H3V71H2ZM13 74V73H12ZM15 75H12V76H10L9 78H8V76H7V78L8 79H6V80H4V78L3 79H1L0 81L2 82V83H0V85L2 86V85H5V87H3V88H1L0 87V107L2 106V107H6L7 108V110L8 109H10V107L12 106L11 105V96H13V98L15 99V97L17 96V94H18V92L20 91V90H22V89H24L25 87H27V85L29 84L28 82H27V76L26 75H24L22 72H21V70H18V71H16V73H14ZM28 74H29V72H28ZM36 74V73H35ZM170 74V73H169ZM180 74V73H179ZM183 75L185 74V73H182ZM182 74H180L178 77H177V79H179L180 81L182 80V77H183V75ZM199 74H201L200 72H199ZM11 75V74H10ZM107 75H108V77H107ZM168 75V76H167ZM172 75V74H171ZM231 75V74H230ZM239 75V74H238ZM252 75V74H251ZM112 76V77H113ZM173 76V75H172ZM244 76V75H243ZM1 77V76H0ZM29 77V76H28ZM31 77V76H30ZM142 77V76H141ZM187 77H188V75H187ZM200 77V76H199ZM222 77V76H221ZM220 77V78H221ZM2 78V77H1ZM127 78V79H126ZM170 78V77H169ZM175 78H176V76H175ZM175 78H172L173 80H171V81H173L174 82V79ZM184 78H185V76H184ZM191 78V77H190ZM189 78V79H190ZM253 78V77H252ZM32 79H33V77H32ZM138 79H141L140 77L138 78ZM186 79V78H185ZM205 79V78H204ZM248 79V78H247ZM191 80V79H190ZM192 80H194V79H192ZM198 80H199V78H198ZM197 80V81H198ZM230 80H232L231 78H230ZM249 80V79H248ZM253 80V79H252ZM254 80H255V78H254ZM131 81V82H130ZM196 81V80H195ZM201 81H203V80H201ZM200 81V82H201ZM251 81V80H250ZM259 81V80H258ZM172 82V83H173ZM175 82H176V80H175ZM188 82V81H187ZM227 82V81H226ZM225 83V82H224ZM231 83V82H230ZM229 83V84H230ZM169 84V86H167ZM180 84V83H179ZM216 84V83H215ZM239 84V83H238ZM231 85V84H230ZM6 86H7V88L8 89H4V88H6ZM60 86V87H59ZM143 86V85H142ZM222 86V85H221ZM225 86V85H224ZM224 86H222V87H224ZM228 86V85H227ZM217 87L218 88H220L218 85H217ZM222 87H221V89H222ZM249 87V86H248ZM247 87V88H248ZM132 88V87H131ZM186 88V87H185ZM241 88V87H240ZM118 89V88H117ZM183 89H184V87H183ZM213 89V88H212ZM215 89V88H214ZM217 89V88H216ZM225 89V88H224ZM3 90H5V91H3ZM25 90V89H24ZM110 90V89H109ZM219 90V89H218ZM239 90V89H238ZM255 90V89H254ZM58 91H60V92H58ZM228 90H225V93L227 92ZM164 92V91H163ZM184 92H185V90H184ZM215 92H216V90H215ZM232 92H234V91H232ZM231 92H229V94H230ZM248 93V92H247ZM22 94V93H21ZM102 94H104V93H102ZM101 94V95H102ZM189 94V93H188ZM224 94V93H223ZM254 94V93H253ZM262 94V93H261ZM240 95V94H239ZM87 96H90L89 97V99H87L86 101H84V98L86 97L87 98ZM189 96V95H188ZM219 96V95H218ZM220 96H222V95H220ZM227 96L228 95H225V96H223V98L225 97V100H223L222 101V107H220V108H218V110H216V109H213V108H211V110H210V112H207L208 113V115L206 116V115H204L203 117L204 118H206V119H199V122H198V124L195 126L196 127V129H194V132L196 133V134H201V133H205L206 132V130H208V131H210L213 135L215 134V129H220L219 131H221V133H219V135L218 136H216L217 137V140H215V141H211V142H206V144L205 143H203V144H201V145H199V146H196V145H194L193 147H192V149H193V151H196V152H201V153H203V154H206V155H214V154H221V156H223V158H224V160H226V161H232L234 164L235 163H237V162H239L240 161V158H241V150L238 148L239 147V145L243 142V141H245L243 138H236L235 140V142L234 143H237V144H239L238 146H233V143L231 142L232 141V139H231V137L229 138L228 136L227 137H225V135L222 133V131H224V129H225V127H216V123L218 122V120L217 119H221V120H223V114H227V113H229L230 112V109H232L235 105H234V103H235V101L233 100V101H228V99H227ZM233 96V95H232ZM96 97V96H95ZM126 97V96H125ZM174 97V96H173ZM199 97H201L200 95H199ZM234 97H236V96H234ZM244 97V96H243ZM8 98V99H7ZM80 99V100H77V99ZM177 98V97H176ZM182 98V97H181ZM189 98V97H188ZM196 98H197V96H196ZM202 98V97H201ZM220 98V97H219ZM7 99V100H6ZM18 99V98H17ZM96 99V98H95ZM190 99H192V101H194L193 100V97L192 98H190ZM198 99V98H197ZM200 99V98H199ZM234 99V98H233ZM246 99V98H245ZM13 100V99H12ZM35 100V99H34ZM126 100V99H125ZM168 100V99H167ZM222 100V99H221ZM220 100V101H221ZM242 100H243V98H242ZM63 101V102H64ZM65 101V102H66ZM164 101V100H163ZM187 101V100H186ZM185 101V102H186ZM201 101V100H200ZM203 101H204V99H203ZM238 101V100H237ZM120 102V101H119ZM188 102V101H187ZM246 102V101H245ZM255 102H257V101H255ZM56 103V102H55ZM96 103V102H95ZM125 103V102H124ZM165 103V102H164ZM221 103V102H220ZM227 103V104H226ZM32 104V103H31ZM57 104V103H56ZM58 104H61V103H58ZM140 104V105H139ZM163 104V102L161 103V105ZM239 104V103H238ZM97 105V104H96ZM165 105V104H164ZM185 105V104H184ZM234 105V106H233ZM248 105V104H247ZM259 105V104H258ZM32 106V105H31ZM233 106V107H232ZM242 106H244V105H242ZM260 106V105H259ZM1 107V108H2ZM112 107V106H111ZM187 107V106H186ZM240 107V106H239ZM69 109V108H68ZM94 109V108H93ZM204 108H202V110L199 108V110H198V112L197 113H199V115H203L204 113V110H203ZM220 109V110H219ZM250 109H252V110H254V113H253V115H256L255 113V109H257V108H254V107H251V105L250 106H248L247 108H246V110L243 112L244 113V115H245V118L247 119V120H250L251 119V115H249V113H248V110H250ZM12 110V109H11ZM29 110V109H28ZM35 110V109H34ZM205 110H206V108H205ZM62 111V110H61ZM70 111V110H69ZM185 111V110H184ZM251 111V110H250ZM249 111V112H250ZM7 112V111H6ZM33 112V111H32ZM187 112V111H186ZM252 112V111H251ZM262 112V111H261ZM264 112V111H263ZM8 113H9V111H8ZM127 113V112H126ZM1 114V113H0ZM7 114V113H6ZM37 114H39V112L37 113ZM44 114V113H43ZM242 114V113H241ZM258 114V113H257ZM262 114V113H261ZM47 115V114H46ZM46 115H42V116H40V114H39V116H40V122L39 123H41V124H43L44 122V119L46 118L45 116ZM104 115V114H103ZM152 115V114H151ZM179 115H182V114H179ZM199 115H197V117L199 116ZM243 115V114H242ZM252 115V116H253ZM259 115V114H258ZM257 115V116H258ZM262 115H264V114H262ZM3 116V115H2ZM7 116V115H6ZM26 116V115H25ZM108 116V115H107ZM191 116V115H190ZM256 116V117H257ZM4 117V116H3ZM32 117H33V115L32 114H30V115H28V121H33L32 120ZM105 117V116H104ZM176 117H178V116H176ZM181 117V116H180ZM241 117V116H240ZM7 118V117H6ZM9 118V117H8ZM34 118V117H33ZM189 118V117H188ZM35 119H37V118H35ZM155 119V118H154ZM178 119H181V118H178ZM213 119H216V120H213ZM38 120V119H37ZM37 120H35V121H37ZM97 120V119H96ZM237 120V119H236ZM27 121V120H26ZM151 121V120H150ZM164 121V120H163ZM181 121H183V120H181ZM7 122V121H6ZM29 122V123H30ZM46 122H45V124H46ZM243 122V121H242ZM251 122V121H250ZM38 122H36V124H37ZM168 122H166L165 123V125H164V127L165 126H167L168 124H167ZM178 123V122H177ZM236 123V122H235ZM218 124H220V123H218ZM10 124L7 122V123H5V124H3L2 126L3 127H8ZM30 125V124H29ZM35 125V124H34ZM40 125V124H39ZM50 125V126H51ZM178 125V124H177ZM180 125V124H179ZM238 125H241V123L240 124H238ZM174 126L176 127V125L174 124ZM173 126V127H174ZM12 127V126H11ZM40 127V126H39ZM47 127V126H46ZM41 128V127H40ZM180 128V127H179ZM6 129V128H5ZM12 129V128H11ZM163 129V128H162ZM235 129V128H234ZM237 129V128H236ZM263 129V128H262ZM2 130V129H1ZM16 130V129H15ZM18 130V129H17ZM39 130V129H38ZM76 130V131H77ZM114 130V129H113ZM122 130H124V128H122V129H120L119 131H114V132H112V131H110L109 133V135L107 134V136L109 137V140L107 139V144H109V146H115V145H117V144H119V143H121V141H119V139H118V133H120ZM172 130V129H171ZM174 130V129H173ZM3 131V130H2ZM1 131V132H2ZM7 131H10V130H7ZM12 131V130H11ZM167 131V130H166ZM193 131V130H192ZM233 131V130H232ZM0 132V133H1ZM16 132V131H15ZM56 132H57V130H56ZM70 132V131H69ZM209 132V133H210ZM236 132V131H235ZM11 133V132H10ZM77 133V132H76ZM169 133H170V131H169ZM217 133V132H216ZM232 133V132H231ZM7 134V133H6ZM13 134H14V131H13ZM60 134V133H59ZM143 134V135H144ZM230 134V133H229ZM233 134V133H232ZM231 134V135H232ZM235 134V133H234ZM239 134V133H238ZM238 134H236V135H238ZM4 135V134H3ZM3 135H1L0 136V150L1 149H3V150H8L9 148H11V147H13L15 144H14V142H12V139H10L9 137L8 138H6V136H5V138H4V136ZM141 135V134H140ZM207 135V134H206ZM230 135V136H231ZM10 136V135H9ZM11 137H13V136H11ZM204 137H206V136H204ZM209 137V136H208ZM235 137H237V136H235ZM240 137V136H239ZM17 138V137H16ZM36 138V137H35ZM72 138V137H71ZM91 138V137H90ZM146 138V137H145ZM173 138V137H172ZM106 139V138H105ZM215 139V138H214ZM36 140V139H35ZM208 140V139H207ZM212 140V139H211ZM16 141V140H15ZM125 141V140H124ZM152 141V140H151ZM206 141V140H205ZM155 142V141H154ZM246 142V141H245ZM31 143V142H30ZM49 142H47V140H45V139H43V138H41V140H40V143H39V145L38 146H31V147H29V148H27V149H25L24 150V152L23 153H25V152H28V151H30L31 152V155H33V156H31V160H29L30 161V163H33V164H31V166L32 167H34L35 165H37L38 163H35V162H37V161H39V159L41 158V157H43V158H45V156L44 155H46V157H47V155H50V153L51 152H53V149H54V146H53V144L52 145H49L48 144ZM153 143V142H152ZM255 143V142H254ZM254 143H253V145H254ZM20 144V143H19ZM156 144V143H155ZM249 144V143H248ZM32 145V144H31ZM36 145V144H35ZM55 145V144H54ZM157 145H159V144H157ZM169 145V144H168ZM175 145V144H174ZM242 145V144H241ZM252 145V146H253ZM18 146V145H17ZM23 146V145H22ZM68 146V145H67ZM70 146V145H69ZM244 146V145H243ZM251 146V147H252ZM65 147V146H64ZM77 147V146H76ZM160 147V146H159ZM171 148L172 147V145H169V146H167V148ZM174 147H176V145L174 146ZM258 147V146H257ZM35 148H39V151H35ZM59 148V147H58ZM67 148V147H66ZM246 148V147H245ZM244 148V149H245ZM61 149H63V148H61ZM158 149V148H157ZM172 149V148H171ZM191 149V148H190ZM11 150V149H10ZM23 150V149H22ZM246 150V149H245ZM17 151V150H16ZM97 151V150H96ZM255 151V149L252 147V148H250V150H248V151H246V153L243 155V157L244 156H246L247 155V153H249V154H251V153H253ZM1 152V151H0ZM3 152H5V151H3ZM13 152V151H12ZM161 152V151H160ZM170 152V151H169ZM10 153V152H9ZM94 153L95 152H93V151H90L89 150V148H87L86 146L85 147H82V148H75V149H71V148H69L68 150H66V151H61V154H59V153H57V154H59L60 155V157L59 158H61L62 160H68V161H71V162H69L72 166V169H73V173H75V175L77 176L78 175V178L77 179H75L74 181H72V184H71V187H72V190H73V192H75V195H76V202H78L81 206H82V208L84 207L85 209H87L88 207H90L91 208V210H90V212L92 211V208L93 207H96V206H98V205H103V204H106L107 205V207H108V210L106 211V209L104 210V211H106V212H104L105 214V216L107 215L108 216V218L107 219H110V221L111 220H114L115 219V217H116V215H113V214H115L114 212H115V209H114V207H115V202H113V198H114V196H115V193L114 192H116V191H111V187L110 186H107V187H105V189H98L96 192L95 191H93L92 193H90L91 192V190H93V184H92V176H87V175H85V171L87 170V169H89L88 168V166H87V164H88V162H89V160H92V155H94ZM244 153V152H243ZM5 154V153H4ZM13 154V153H12ZM20 154V153H19ZM164 154V153H163ZM20 156H21V154H20ZM26 157V156H25ZM58 157V156H57ZM15 158V157H14ZM49 158V157H48ZM58 158V159H59ZM108 158V157H107ZM159 158V157H158ZM246 158V157H245ZM28 159H30V156H29V158ZM101 159V158H100ZM103 159V158H102ZM116 160V159H115ZM114 160V158H108V159H106L105 161L103 160V162L102 163H100V164H98V165H96V166H94V169H92V173H96L97 175H102L106 170H107V168L111 165V164H114V163H116V161ZM14 161V160H13ZM41 161V160H40ZM43 161V160H42ZM149 161V160H148ZM167 161V160H166ZM163 162L162 163V161L161 160H156V161H150V162H145V163H140V164H138V165H136V166H130V165H127L126 163H119V167H121V168H123V169H133V170H135V173H136V175H135V181H137V182H139V181H141V178L143 177V175H146V176H152V179L154 178H156L157 176H155V173H156V170H157V168L158 167H167L168 165H172V166H174L175 168L176 167H180V168H182V169H185V170H187V171H191L192 172V167H191V165H185V164H179V161L178 160H176V159H174V160H170V161H168V162ZM25 162V161H24ZM35 163V164H34ZM232 163V164H233ZM13 164V163H12ZM24 164H28V161H27V163H24ZM40 164H41V162H40ZM43 164V163H42ZM48 164V163H47ZM69 164V165H70ZM152 164V165H151ZM238 164V163H237ZM39 165V164H38ZM11 166V165H10ZM16 166V165H15ZM15 166H11V167H15ZM21 166V165H20ZM22 166H23V164H22ZM171 166V167H172ZM236 166V165H235ZM6 167V166H5ZM8 167H9V165H8ZM10 167V168H11ZM19 167V166H18ZM17 167V168H18ZM24 167H25V165H24ZM26 167H28V166H26ZM25 167V168H26ZM70 167V168H71ZM23 168V167H22ZM25 168H23V169H25ZM30 168V167H29ZM173 168V167H172ZM175 168H174V170H175ZM253 168V167H252ZM6 169V168H5ZM4 169V171H2V173L0 172V192H1V190L3 191V186L4 185H6V186H9L11 183L8 181L9 180V178H11V177H21L22 178V180L23 179H25V178H27V177H29V175L27 174L28 172H30L28 169H26V170H21L22 171V173H20L19 171H15V170H11V169H9V168H7L6 170ZM19 169V168H18ZM20 169H21V167H20ZM50 169V168H49ZM71 169V170H72ZM1 170V169H0ZM36 170V169H35ZM171 170V169H170ZM177 170V169H176ZM227 170V169H226ZM248 170V169H247ZM247 170H245V169H243L242 167H241V169H238V170H235L233 173H231V175H230V177H228V176H225V174H222V177L223 178H227V179H225V185H227L226 187H223V189H222V192H223V194L224 193H226L227 194V196L226 197H229L230 195L229 194H233L234 196L237 194L236 193V191H239L240 189V191H242V188H244L245 186L244 185H247V183H256L255 182V180L256 179H260V180H264V177H261L259 174V176L258 175H256L255 173H252L251 171H247ZM42 171V170H41ZM46 171V170H45ZM173 171V170H172ZM228 171V170H227ZM227 171H225V172H223V173H227ZM33 172V171H32ZM59 172V171H58ZM164 172V171H163ZM190 172V173H191ZM165 174H166V172H164ZM164 173H162L161 174V176L159 175V177L161 178L163 175L165 176V174ZM171 173V172H170ZM174 173V172H173ZM172 173V174H173ZM257 173V172H256ZM262 173H264V172H262ZM30 174V173H29ZM64 174V173H63ZM159 174V173H158ZM31 175V174H30ZM60 175H61V173H60ZM71 174H69V176H70ZM170 175V174H169ZM52 176V175H51ZM56 176V175H55ZM73 176H74V174H73ZM75 176V177H76ZM145 176V177H146ZM219 176H221V175H219ZM19 177H18V179H19ZM57 177V176H56ZM60 177V176H59ZM159 177H157V178H159ZM167 177H169L167 174H166V176H165V178H167ZM51 178V177H50ZM50 178H48V177H43V178H39V180H37V182L35 183V186H37V188L38 189H41V190H43L44 192H45V194H48L49 193V191L53 194V192H54V188L52 187L53 186V184H50V181H52ZM55 178V177H54ZM170 178V177H169ZM221 178V177H220ZM238 178H240L241 180V183H239L238 182ZM15 179H17V178H15ZM29 178H27L26 180H28ZM56 179V178H55ZM55 179H54V181H55ZM148 179V178H147ZM153 179V180H154ZM11 181H12V179H10ZM161 180V179H160ZM7 181V182H6ZM33 181V180H32ZM162 181V180H161ZM164 181V180H163ZM166 181V180H165ZM28 182V181H27ZM203 182H205V181H203ZM209 182V181H208ZM208 182H207V184H208ZM259 182V181H258ZM260 182H262V181H260ZM7 183V184H6ZM20 183V182H19ZM18 183V184H19ZM212 183V182H211ZM221 183H222V181H221ZM263 183V182H262ZM52 185V186H50V185ZM207 184H205V185H207ZM218 185H219V183H217ZM257 184V183H256ZM255 185V184H254ZM260 185V184H259ZM264 185V184H263ZM212 186V185H211ZM262 186V185H261ZM113 187V186H112ZM209 187V186H208ZM215 187V186H214ZM254 187H256V186H254ZM5 188V187H4ZM9 188V187H8ZM8 188H6V189H8ZM36 188V189H37ZM124 188L125 189H127L128 187H127V185H124ZM204 188V187H203ZM219 188V187H218ZM217 188V189H218ZM250 188V187H249ZM258 188V187H257ZM262 188V187H261ZM14 189H15V187H14ZM37 189V190H38ZM221 189V188H220ZM219 189V190H220ZM49 190V191H48ZM81 190H83V192L81 193L80 191ZM116 190V189H115ZM118 190V189H117ZM12 191V190H11ZM33 191H35V189L33 190ZM53 191V192H52ZM71 191V190H70ZM111 191V192H110ZM209 192L210 191H212V190H208ZM249 191V190H248ZM251 191V190H250ZM257 191V190H256ZM14 192V191H13ZM110 192V193H109ZM203 192V191H202ZM209 192H205V193H208V194H210ZM214 192V191H213ZM217 191H215V193H216ZM221 192V193H222ZM244 192V191H243ZM252 192V191H251ZM250 192V193H251ZM17 193V192H16ZM90 193V194H89ZM199 193V192H198ZM212 193V192H211ZM221 193L220 194H210V195H208V196H206V195H201V193H199V194H197L198 195V200L197 201H195V203L194 202H191V203H194L193 204V206H201V205H203V203H205V200H207L206 202H211V201H215L216 199H217V197H219V195H221ZM239 193V192H238ZM246 193H248L247 191H246ZM132 194V193H131ZM254 194V193H253ZM257 194V192L255 193V195ZM261 194H263V193H261ZM1 195V194H0ZM5 195H7V194H5ZM12 195H13V193H12ZM11 195V206H10V210H9V212L5 215V217H2L1 218V216H0V229H8L9 230V232H10V230H13L14 231V233L17 235V236H19L20 238H24V241H22V244L20 243V248H21V250H16L15 248H14V250H10V251H3V250H1L0 249V258H11V257H13V256H15V255H20V259H22V262H21V264H33L34 262H32V261H37V260H35V259H31L30 257H28V256H30V255H33V254H35L34 252L35 251H32L31 250V246H30V243L31 242H33V241H35L37 238H38V236H37V238H35V237H33V229H35V225H36V223H38L37 221V218L36 217H33L32 216V214L34 213V211L37 209V208H39L41 205H47V204H45V203H42V201H41V198H39V196L40 195H37V194H35V193H28V197H29V199L28 200H30L29 202L30 203H33V205H29V207H27V205H26V208H23V207H21V201H18L19 203H16L15 201H17V200H14V196H12ZM229 195V196H228ZM254 195V198L255 197H258V196H255ZM50 196V195H49ZM246 196H247V194H246ZM259 196H260V194H259ZM164 197V196H163ZM237 197V196H236ZM241 197V196H240ZM253 197V196H252ZM200 198H201V200H200ZM225 198V197H224ZM253 198V199H254ZM260 198V197H259ZM48 199L49 200H52L53 201V199H54V197L53 196H51V197H49V198H47V201H48ZM263 199V198H262ZM261 199V200H262ZM161 200V199H160ZM260 200V199H259ZM260 200V201H261ZM116 201V200H115ZM204 201V202H203ZM218 201V200H217ZM231 201V200H230ZM233 201V200H232ZM250 201H251V199H250ZM250 201H249V203H250ZM254 201V200H253ZM75 202V203H76ZM159 202V201H158ZM163 202V201H162ZM161 202V203H162ZM168 202V201H167ZM166 202V203H167ZM246 202V199H237V200H235L234 201V208L236 209V207L238 208V207H240V206H242V204H244ZM252 202V201H251ZM255 202H256V200H255ZM264 202V201H263ZM263 202H262V205H263ZM74 203V204H75ZM144 203H146V202H144ZM149 203V202H148ZM156 204H158L157 202H155ZM160 203V204H161ZM174 203V202H173ZM172 203V201L170 202H168V207H167V209H165L166 211H167V213H169L168 214V216L170 217V215H172L173 214V210L171 209V208H173V209H175L174 208V204ZM190 203V201L188 202V204ZM190 203V204H191ZM214 203V202H213ZM248 203V202H247ZM211 204V203H210ZM232 204V203H231ZM230 204V205H231ZM233 204H232V207H233ZM24 205V204H23ZM146 205V204H145ZM176 205H178L177 203H176ZM215 205V204H214ZM260 205H261V203H260ZM261 205V206H262ZM79 206V205H78ZM162 206H164V205H162L161 204V207ZM179 206V205H178ZM204 206V205H203ZM208 206V205H207ZM207 206H205V208L207 207ZM87 207V208H86ZM143 207V206H142ZM141 207V208H142ZM158 206H156V208H157ZM175 207H177V206H175ZM181 207V206H180ZM185 207H186V205H185ZM189 207V206H188ZM212 207V206H211ZM230 207V209H231V206H229ZM83 208V209H84ZM159 208V207H158ZM163 208V207H162ZM164 208H165V206H164ZM183 208H184V206H183ZM187 208V207H186ZM195 208V207H194ZM197 208V207H196ZM199 208H202V207H199ZM198 208V209H199ZM208 208V207H207ZM233 208V209H234ZM261 208H263V207H261ZM82 209V210H83ZM119 209V208H118ZM140 209V208H139ZM187 209H189V208H187ZM212 209V208H211ZM240 209H242V208H240ZM89 210V208L86 210V211H88ZM160 210V209H159ZM176 210H177V208H176ZM183 210V209H182ZM182 210H180V211H182ZM191 210H192V208H191ZM205 210V209H204ZM208 210V209H207ZM229 210V209H228ZM239 210V209H238ZM259 210V209H258ZM85 211V210H84ZM137 211V210H136ZM140 211H141V209H140ZM161 211H164V210H161ZM160 211V212H161ZM185 211V210H184ZM197 211V210H196ZM212 211V210H211ZM241 211V210H240ZM249 211V210H248ZM252 211V210H251ZM7 212V211H6ZM89 212V211H88ZM97 212V211H96ZM100 212V211H99ZM138 212V211H137ZM137 212H134V213H137ZM159 212V213H160ZM183 212V211H182ZM209 212V211H208ZM215 212H216V210H215ZM215 212H213V213H215ZM229 212H231L230 210H229ZM228 212V213H229ZM233 212H234V210H233ZM250 212V211H249ZM133 213V214H134ZM162 213V212H161ZM161 213H160V215H161ZM235 213V212H234ZM238 213H239V211H238ZM260 213V212H259ZM258 213V214H259ZM97 215H98V212L96 213ZM164 214V213H163ZM207 214V213H206ZM209 214H210V212H209ZM209 214H207L208 216H209ZM263 214V213H262ZM100 215H102V214H100ZM137 215V214H136ZM139 215V214H138ZM165 215H167V214H165ZM165 215H163V216H165ZM211 215V214H210ZM255 215V214H254ZM3 216V215H2ZM133 216V215H132ZM140 216V215H139ZM162 216V215H161ZM261 216V215H260ZM104 217V216H103ZM158 217V216H157ZM214 217L216 218L217 217V214H216V216H215V214H214ZM254 217V216H253ZM263 217H264V215H263ZM80 218V217H79ZM168 218V217H167ZM212 217H210L209 218V220L211 219ZM255 218V217H254ZM253 218V219H254ZM262 218V217H261ZM105 219V218H104ZM104 219H103V221H104ZM128 219H130V218H128ZM136 219V218H135ZM139 219V218H138ZM143 219V218H142ZM158 219V218H157ZM171 219V218H170ZM208 219V218H207ZM263 219V218H262ZM47 219H46V217H45V219H43V223L46 221ZM137 220V219H136ZM141 220V219H140ZM162 220V222H163V220H165V219H161ZM171 220H174V219H171ZM251 220H252V217H251ZM255 220V219H254ZM257 220V219H256ZM261 220V219H260ZM41 221V220H40ZM49 221V220H48ZM128 221V220H127ZM155 221H156V219H155ZM211 221V220H210ZM231 221H232V219H231ZM72 222V221H71ZM114 222V221H113ZM119 222V221H118ZM131 222V221H130ZM136 222V221H135ZM147 222V221H146ZM145 222V223H146ZM152 222V221H151ZM161 222V221H160ZM165 222V221H164ZM259 222V221H258ZM73 223V222H72ZM156 223V222H155ZM206 223V222H205ZM209 223V222H208ZM229 223V222H228ZM129 224V223H128ZM143 224V223H142ZM161 224V223H160ZM165 224H167V223H165ZM179 224V223H178ZM200 224V223H199ZM227 224V223H226ZM232 224V223H231ZM253 224V223H252ZM255 224H256V222H255ZM254 224V225H255ZM262 223H260V225H261ZM147 225V224H146ZM204 225V224H203ZM224 225V224H223ZM257 225V224H256ZM255 225V226H256ZM263 225V227H264V224H262ZM261 225V226H262ZM69 226V225H68ZM74 226V225H73ZM127 226V225H126ZM161 226H164V225H161ZM200 226V225H199ZM229 226H231V225H229ZM253 226V225H252ZM251 226V227H252ZM255 226L253 227L254 229H255ZM60 227V226H59ZM131 227V226H130ZM145 227V226H144ZM143 227V228H144ZM186 227V226H185ZM185 227H184V229H185ZM206 227V226H205ZM257 227V226H256ZM55 228V227H54ZM123 228V227H122ZM142 228V227H141ZM146 228V227H145ZM258 228V227H257ZM128 229V228H127ZM167 229V228H166ZM176 229V228H175ZM227 229V228H226ZM253 229V230H254ZM264 229V228H263ZM263 229H261V228H259V229H257V231H254V232H256V234H255V236L253 237V240H252V242H254V241H259L260 239H262V238H264V230ZM141 230V229H140ZM144 230V229H143ZM169 230V229H168ZM168 230H163L162 232L159 230V234H160V232H161V234H164V236H165V234H167L166 232L168 231ZM174 230V229H173ZM172 230V231H173ZM191 230V229H190ZM4 231V230H3ZM116 231V230H115ZM125 231V230H124ZM170 231V230H169ZM184 232V230H174L173 232H171V239H176V238H178V237H182L183 236V232ZM231 231V230H230ZM39 232V231H38ZM114 232V231H113ZM128 232V231H127ZM127 232H125L126 234H127ZM131 232V231H130ZM132 232H133V230H132ZM136 232V231H135ZM133 232L134 233V235L138 232ZM156 233L158 232V230H156L155 231ZM205 232V231H204ZM221 232V231H220ZM219 232V233H220ZM224 232H225V230H224ZM226 232H228V231H226ZM13 233V232H12ZM11 233V234H12ZM124 233V234H125ZM156 233H154V234H156ZM203 232H201V231H194V233H190V235L187 233V235H189L190 237L188 238V239H190V238H195L196 240L198 239V238H201V242H202V237H203V234H202ZM217 233H218V230H217ZM218 233V234H219ZM229 233H231V232H229ZM38 234V233H37ZM112 234V233H111ZM110 234V235H111ZM125 234V235H126ZM130 234V233H129ZM158 234V235H159ZM169 234V233H168ZM209 234V233H208ZM216 234V233H215ZM214 234V235H215ZM221 234V233H220ZM225 234V233H224ZM227 234V233H226ZM232 234V233H231ZM252 234H253V232H252ZM251 234V235H252ZM131 235V234H130ZM133 235V234H132ZM131 235V236H132ZM137 235V234H136ZM186 235V236H187ZM233 235V234H232ZM235 235H238V233L237 234H235ZM254 235V234H253ZM15 236V235H14ZM113 236H115V235H113ZM127 236V235H126ZM161 236V235H160ZM164 236H161V237H163L164 238ZM166 236H168V235H166ZM240 236H242V235H240ZM249 236H250V234H249ZM106 237H108V236H106ZM124 237V236H123ZM128 237V239L129 238H131V237H129V235L127 236ZM215 237V236H214ZM217 237H219V235L217 236ZM216 237V238H217ZM222 237V239H226V238H228V235H223V236H221ZM220 237V238H221ZM236 237V236H235ZM251 237V236H250ZM249 237V238H250ZM17 238V237H16ZM15 238V239H16ZM135 238V237H134ZM215 238V239H216ZM220 238H217V239H220ZM244 238V237H243ZM247 238H248V236H247ZM39 239V238H38ZM123 239V238H122ZM132 239V238H131ZM187 239V238H186ZM209 239V238H208ZM216 239V240H217ZM23 240V239H22ZM104 240V239H103ZM111 240V239H110ZM120 240V239H119ZM158 240H162L160 237H159V239ZM164 240V239H163ZM178 240V239H177ZM184 240H185V238H184ZM196 240H195V242H193V244L192 245H194V243H197L196 242ZM212 240V239H211ZM211 240H209V242L211 241ZM237 240V239H236ZM247 240V239H246ZM100 241V240H99ZM107 241V240H106ZM122 241V240H121ZM133 241H136V240H133ZM153 241V240H152ZM152 241H150V242H152ZM204 242H203V245H206L205 244V240H203ZM221 241V240H220ZM228 241V240H227ZM234 241V240H233ZM241 241V240H240ZM261 241H263V240H261ZM30 242V243H29ZM120 242V241H119ZM118 242V243H119ZM208 242V241H207ZM206 242V243H207ZM236 242V241H235ZM248 242V241H247ZM37 243V242H36ZM99 243V242H98ZM104 243V242H103ZM110 243V242H109ZM117 243V244H118ZM123 243H125V242H123ZM135 243V242H134ZM164 243V242H163ZM166 243V242H165ZM185 243V242H184ZM199 243V242H198ZM219 243H221V242H219ZM224 243L225 242H223V243H221L219 246H207V247H205L203 250H202V253H206V254H208V257L210 258V259H208L207 258V260H209V262H210V264H223V260H222V258L223 259H225V257H223L224 255H225V252H226V248L227 247H229V246H227V247H225L224 246ZM232 243H234V242H232ZM246 243V242H245ZM15 244H16V242H15ZM122 244V243H121ZM136 244V243H135ZM202 244V243H201ZM210 244V243H209ZM214 244H216L215 243V240H214ZM226 244V243H225ZM229 244H231V243H229ZM255 244V243H254ZM261 244V243H260ZM102 245V244H101ZM111 245V244H110ZM127 245V244H126ZM134 245V244H133ZM137 245V244H136ZM163 245H165V244H163ZM176 246L177 245H179V244H175ZM182 245H183V242H182ZM186 245H187V242H186ZM189 245V244H188ZM198 245V244H197ZM196 245V246H197ZM202 245V246H203ZM208 245V244H207ZM213 245V244H212ZM227 245V244H226ZM232 245H234V244H232ZM246 245V244H245ZM250 245V244H249ZM5 246V245H4ZM9 246V245H8ZM116 246V245H115ZM141 246H143V245H141ZM140 246V247H141ZM148 246V245H147ZM147 246H146V250L147 249H149V248H147ZM185 245H183V246H181V247H184ZM195 246V247H196ZM237 246V245H236ZM240 246V245H239ZM252 246H253V243H252ZM262 246V245H261ZM260 246V247H261ZM264 246V245H263ZM10 247V246H9ZM8 247V248H9ZM108 247V246H107ZM110 247V246H109ZM132 247V246H131ZM138 247V246H137ZM136 247V248H137ZM139 247V248H140ZM194 247V248H195ZM233 247H235V246H233ZM243 247V246H242ZM17 248V247H16ZM102 248V247H101ZM100 248V249H101ZM138 248V249H139ZM142 248V247H141ZM140 248V249H141ZM174 248H176V247H174ZM201 248V247H200ZM231 248V247H230ZM238 248V247H237ZM255 248V247H254ZM264 248V247H263ZM10 249V248H9ZM106 249V248H105ZM132 249H134V248H132ZM139 249V250H140ZM143 249V248H142ZM166 249H168V248H166ZM233 249V248H232ZM231 249V250H232ZM244 249V248H243ZM262 249V248H261ZM110 250H111V248H110ZM138 250V251H139ZM174 250H177V249H174ZM182 250V249H181ZM200 250V249H199ZM235 250V249H234ZM233 250V251H234ZM238 250V249H237ZM236 250V251H237ZM242 250V249H241ZM134 251V250H133ZM132 251V252H133ZM160 251V250H159ZM180 251V250H179ZM196 251V250H195ZM230 251V250H229ZM232 251V252H233ZM262 251V250H261ZM77 252V251H76ZM76 252H75V254H76ZM145 252V251H144ZM157 252V251H156ZM172 252V251H171ZM178 252V251H177ZM182 252V251H181ZM196 252H198V251H196ZM241 252H243V251H241ZM245 252H246V250H245ZM264 252V251H263ZM118 253V252H117ZM116 253V254H117ZM122 253V252H121ZM139 254H141V257H143L142 255L144 254V253H142V251H139L138 252ZM152 253V252H151ZM159 253V252H158ZM174 253V252H173ZM180 253V252H179ZM186 253V252H185ZM188 253H191V252H188ZM187 253V254H188ZM193 253V252H192ZM201 253V252H200ZM119 254V253H118ZM123 254V253H122ZM146 254V253H145ZM144 254V255H145ZM150 254V253H149ZM157 254V253H156ZM161 254V253H160ZM194 254H195V252H194ZM193 254V255H194ZM239 254V253H238ZM243 254V253H242ZM95 255V254H94ZM115 255V254H114ZM113 254H112V256H114ZM120 255V254H119ZM127 255V254H126ZM148 255V254H147ZM146 255V256H147ZM151 255V254H150ZM149 255V256H150ZM171 255V254H170ZM169 255V253L167 254V256H166V253H165V259H167V264H173V262L175 261V259H173V255H171L170 256ZM190 254H188V256H189ZM192 255V254H191ZM200 255H202V254H200ZM230 255H232L231 253H230ZM140 256V255H139ZM177 256V255H176ZM187 256V255H186ZM186 256H185V261H186ZM205 256H207V255H205ZM228 256V255H227ZM226 256V259L228 260V257ZM234 256H236V255H234ZM73 257H74V255H73ZM125 257V256H124ZM124 257H123V259H124ZM128 257H129V255H128ZM163 257V254L160 256V259H159V257H158V259H159V261L161 260V258ZM180 257V256H179ZM179 257H178V259H179ZM182 257V256H181ZM181 257H180V259H181ZM192 257V256H191ZM236 257H238V256H236ZM240 257H238V259H239ZM15 259H16V256H15ZM112 259H114V257H112ZM126 259H127V257H126ZM137 259V257L135 256V260ZM146 259H148V257H146ZM149 259H150V257H149ZM152 259H154V257H152ZM163 259H164V257H163ZM164 259V260H165ZM176 259H177V257H176ZM182 259H183V257H182ZM192 259H193V257H192ZM202 259H203V257H202ZM225 259V260H226ZM243 259H244V257H243ZM14 260V257H13V259H11L10 261L12 262ZM19 260V259H18ZM89 260V259H88ZM91 260V259H90ZM97 259H92L91 261H90V263H92V264H94V263H96L98 260H100V259H98L97 261H96ZM137 260H140V259H137ZM136 260V261H137ZM157 260V259H156ZM221 260H222V262H221ZM1 262L0 261V264H12L11 262ZM76 261V260H75ZM75 261H70V262H67L66 264H74L75 263ZM87 261V260H86ZM85 261V262H86ZM101 261V260H100ZM124 261V260H123ZM129 261V260H128ZM159 261H158V263H159ZM182 261H184V260H182ZM187 261H188V259H187ZM186 261V262H187ZM230 261H233V260H230ZM264 261V260H263ZM262 261V262H263ZM14 263H15V260L13 261ZM20 262V261H19ZM117 262V261H116ZM115 262V263H116ZM122 262V261H121ZM151 262V261H150ZM176 262H178V260L176 261ZM189 262V261H188ZM194 263L193 264H207V263H205V262H203L202 260H195V261H193ZM214 262V263H213ZM226 261H224V263H225ZM228 262V261H227ZM87 263H89V262H87ZM89 263V264H90ZM98 263V262H97ZM118 263V262H117ZM119 263H120V261H119ZM123 263V262H122ZM141 263V262H140ZM146 263V262H145ZM144 263V264H145ZM157 263V264H158ZM163 263H165V262H163ZM230 263V262H229ZM236 262H233L232 264H235ZM247 262H245V263H243V264H246ZM250 263V262H249ZM248 263V264H249ZM258 263H260V262H258ZM86 264V263H85ZM101 264V263H100ZM128 264V263H127ZM131 264H133V263H131ZM135 264V263H134ZM150 264V263H149ZM152 264H155V262H153ZM175 264V263H174ZM179 264H181V263H179ZM183 264H185V262L183 263ZM209 264V263H208ZM256 264V263H255Z\"/></svg>", "mask_w": 264, "mask_h": 264}]
</instances>
